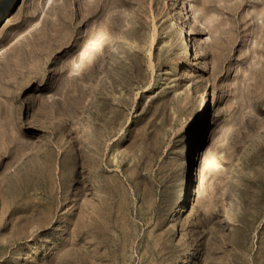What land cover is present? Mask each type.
Wrapping results in <instances>:
<instances>
[{
  "label": "rangeland",
  "instance_id": "rangeland-1",
  "mask_svg": "<svg viewBox=\"0 0 264 264\" xmlns=\"http://www.w3.org/2000/svg\"><path fill=\"white\" fill-rule=\"evenodd\" d=\"M0 264H264V0H0Z\"/></svg>",
  "mask_w": 264,
  "mask_h": 264
},
{
  "label": "bare ground",
  "instance_id": "bare-ground-1",
  "mask_svg": "<svg viewBox=\"0 0 264 264\" xmlns=\"http://www.w3.org/2000/svg\"><path fill=\"white\" fill-rule=\"evenodd\" d=\"M177 22H172L171 23V29H174L177 27ZM188 47V46H187ZM189 52V51H188ZM204 99V98H203ZM206 100V99H205ZM206 102V101H205ZM204 112H205V108H204V103H202L201 105V110L199 112V115H198V120L200 121L202 118H203V115H204ZM202 150H203V147H198L196 148L195 152H194V159L195 162L193 164V173L194 175L198 174L199 173V165H198V162H199V159L201 158V155H202ZM194 180V179H193ZM195 192V191H194ZM181 211V210H180Z\"/></svg>",
  "mask_w": 264,
  "mask_h": 264
}]
</instances>
